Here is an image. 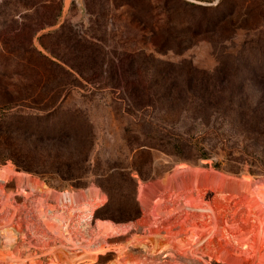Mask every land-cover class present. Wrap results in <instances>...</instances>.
Masks as SVG:
<instances>
[{
	"label": "rangeland",
	"instance_id": "1",
	"mask_svg": "<svg viewBox=\"0 0 264 264\" xmlns=\"http://www.w3.org/2000/svg\"><path fill=\"white\" fill-rule=\"evenodd\" d=\"M263 133L264 0H0V264H264ZM87 152L134 170L138 220L55 169Z\"/></svg>",
	"mask_w": 264,
	"mask_h": 264
},
{
	"label": "trees",
	"instance_id": "2",
	"mask_svg": "<svg viewBox=\"0 0 264 264\" xmlns=\"http://www.w3.org/2000/svg\"><path fill=\"white\" fill-rule=\"evenodd\" d=\"M42 45L47 49L45 44L42 43ZM55 64L59 65L58 63ZM66 64L68 63L66 62ZM71 67L74 68L73 66ZM51 115L54 114L52 113ZM261 116L262 114L259 108L253 116H250V120L252 122L256 121L258 123L263 120ZM75 118L77 120L81 119L80 116H75ZM78 128L79 126L77 124L72 123L67 129L69 132L67 134L64 133L65 137L70 140L73 138L79 140ZM54 135L55 136L52 137V140H57L58 135ZM262 140H264V133ZM165 146L166 151L173 152L178 157L183 156V150L178 140H175L174 138L173 140L168 139L165 142ZM259 152L264 154V146H262V150H259ZM201 157L208 159L210 156L204 150V152L201 154ZM88 158L89 152L85 154V157L81 159V161L67 160L63 164L65 171L60 169L59 164H56L55 169L58 172L64 174L67 177L66 179L72 182L71 185L74 188L87 187L86 182L82 179L87 177L88 173L92 172L96 175V178L94 179L95 183L108 195L107 203L97 210L96 217L109 219L115 223H131L138 220L142 216V209L136 198L137 182L136 178L133 176L134 170L130 168H123L120 170L112 169L105 173H101L100 170L93 168V166L89 164L90 162ZM213 166L215 169L221 170L222 162H215ZM241 167L242 166L240 165L233 166V168L230 166L229 171L234 174H239L242 171ZM27 170L31 171L32 169L27 168ZM136 171L142 178L145 177V171H143L141 168H136ZM248 171L254 174V170L249 169ZM111 227L114 228V225Z\"/></svg>",
	"mask_w": 264,
	"mask_h": 264
},
{
	"label": "bare ground",
	"instance_id": "3",
	"mask_svg": "<svg viewBox=\"0 0 264 264\" xmlns=\"http://www.w3.org/2000/svg\"><path fill=\"white\" fill-rule=\"evenodd\" d=\"M99 206H101V205H99ZM91 212H92V209L87 207L84 215L82 216V220L85 223L90 220ZM85 223H83L82 225L85 226L86 225ZM0 236H1L0 237V247H1V249H4V250L12 249L13 246H15L14 243L18 239L17 238L18 233L14 230L9 231L7 229V230L0 231ZM149 249L151 250V252L154 256L165 255L167 250H168V245L166 243H164L160 237H156V238H154L153 241H151ZM94 263H97V262L95 260H93L90 264H94ZM12 264H15V263L12 262ZM19 264H24V263H19ZM53 264H59L58 258L53 259ZM108 264H124V263H122V262L118 263L117 261H112L111 263H108Z\"/></svg>",
	"mask_w": 264,
	"mask_h": 264
}]
</instances>
